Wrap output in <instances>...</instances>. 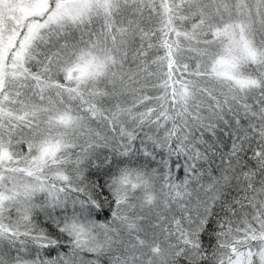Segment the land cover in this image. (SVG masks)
Listing matches in <instances>:
<instances>
[{
  "label": "snow or ice",
  "instance_id": "1",
  "mask_svg": "<svg viewBox=\"0 0 264 264\" xmlns=\"http://www.w3.org/2000/svg\"><path fill=\"white\" fill-rule=\"evenodd\" d=\"M0 264H264V0H0Z\"/></svg>",
  "mask_w": 264,
  "mask_h": 264
}]
</instances>
